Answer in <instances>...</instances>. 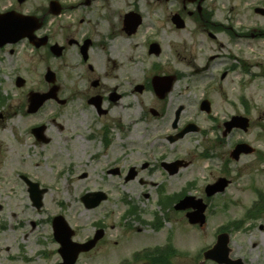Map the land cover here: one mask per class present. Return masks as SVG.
I'll list each match as a JSON object with an SVG mask.
<instances>
[{
	"label": "rangeland",
	"instance_id": "rangeland-1",
	"mask_svg": "<svg viewBox=\"0 0 264 264\" xmlns=\"http://www.w3.org/2000/svg\"><path fill=\"white\" fill-rule=\"evenodd\" d=\"M48 1L28 0L19 5L17 0H0V9L13 7L23 14L36 13L48 6ZM61 1L67 7L66 14L50 19L49 29L72 37L74 23L83 18L91 26L112 32L116 38L109 42L113 48L98 52L100 74L87 72L71 49L62 63L46 62L41 56L33 58L37 70L28 78L26 87L18 88L19 76L10 70L8 61L0 62V264L62 262L52 227V218L57 215L63 216L75 231V242H86L99 229L105 232L96 248L81 254L76 264H169L170 248L163 256H157L155 250L169 244L174 247L171 264H217L204 260V251L216 243L221 227L239 221L243 223L226 231L230 258L241 259L244 264H264V210L260 212V208L254 217L246 215L258 200L254 189L264 193V16L257 15L252 8L261 1L207 0L204 5L215 10L211 21L232 27L222 30L216 40L208 37L213 31H203L197 23L196 6L188 4L185 8L182 0H99L88 9L71 10L70 6L79 0ZM128 11L143 19L133 37L120 32ZM175 14L185 20L184 29L178 30L172 24ZM252 33H256L255 38ZM120 39L124 45H120ZM149 43L160 45V55L148 53ZM232 65L235 66L231 68ZM49 67L58 76L59 85L69 88L65 93L61 90L58 98L67 97L70 101L60 106L49 102L40 115L29 117L22 110L27 91L46 92L49 86L44 77ZM224 72L227 75L223 79ZM171 74L178 79L169 98L170 104H174L165 117L155 118L150 110H160L162 103L153 90L139 93L134 88L151 81L154 75ZM96 77L102 79L97 90L91 88ZM110 89L128 104L124 111L131 124L126 128L121 117L111 115L117 109L113 104L93 129L88 112L92 107L85 106L83 92L106 97ZM205 99L211 103L210 114L200 111ZM104 105L110 107L106 101ZM57 107L60 116L54 121L64 117L63 125L75 111L84 114L85 125H91L93 142L85 131L80 132L84 127L77 123L80 139L74 149L76 136L66 142L65 130L59 132L52 120L46 124L51 143L35 144L29 127L40 123L45 114H57ZM179 107V125L184 128L194 123L200 130L170 143L167 137L175 133L172 121L174 109ZM234 115L248 117L250 129L246 133L235 129L225 136L223 123ZM118 122L120 128L116 127ZM102 126L105 131L99 130ZM239 142H246L256 152L235 162L230 153ZM80 144L86 145V149L79 151ZM59 159L69 163L56 183H51ZM173 159L189 164L169 176L160 162ZM144 163L151 164L148 170H142ZM115 167L120 174H109ZM131 167L139 171V176L125 183L123 173ZM27 176L40 190H45L41 208H36L30 199L29 187L22 179ZM221 177L230 178L231 184L225 192L207 198L206 185ZM141 179L144 183H140ZM98 191L104 192L107 200L87 209L81 198ZM183 193L208 205L203 227L189 224L185 212L162 207L161 201L167 196ZM29 212L34 215L29 216ZM83 212L86 214L81 218ZM155 218L161 221L159 227L153 225ZM145 250L153 251L142 255ZM157 258L160 261L155 262Z\"/></svg>",
	"mask_w": 264,
	"mask_h": 264
},
{
	"label": "flooded vegetation",
	"instance_id": "flooded-vegetation-1",
	"mask_svg": "<svg viewBox=\"0 0 264 264\" xmlns=\"http://www.w3.org/2000/svg\"><path fill=\"white\" fill-rule=\"evenodd\" d=\"M18 1V0H17ZM52 1V0H51ZM62 7L63 10L58 16H52L49 14L50 11V6H44L39 8V10L36 13H29L30 15H35L38 17H44L45 22L44 25L40 29H35L31 35V37H24L19 40H6L3 42V44L0 45V62L4 64L5 61H8V65H10V70L13 72L14 75H18L20 78H23V76L26 78L24 79V82L22 85L18 86V88H23L26 87L29 84L28 78L32 76L37 70V62L33 58L39 59L41 56L46 62L47 60H56L62 63V61L65 59V57L68 55L69 51L73 49V52L77 54L80 57V65L85 68V70L91 74H96L97 72L99 73V70L102 68L98 52L103 49H111L113 48L112 46H109V42H111L113 39L116 38V36H113L112 32L106 33L103 28H100L97 26H91L89 25L85 19L79 18L76 23L78 22V25L74 23L72 30V37H68L67 35L63 34H58L51 29L48 28L49 21L50 19H56V18H61L63 15L66 14L67 7L65 6V3L61 0H58ZM99 0H79L77 1L76 5L70 6V10L73 8H81L83 7L84 9H88L91 7L94 3L98 2ZM166 1V0H165ZM207 1V0H206ZM205 1V2H206ZM28 0L24 3H19V5H23L27 3ZM50 0L48 1V3ZM202 4V9L201 12H199L198 9V2L192 3L191 5H195L197 12L195 14V19L198 21L197 23L201 26L203 31L210 32L213 31L214 33H209L208 37L211 38L212 40L217 39V35L224 29H226L225 25L218 24L216 22L211 21L212 18L214 17L215 10L210 9L209 7L205 6L204 3ZM183 6L186 8L187 4H184L182 1ZM10 10H15L17 11L18 8H4L1 9L2 12L10 11ZM19 12V11H17ZM133 11H128L127 13H130ZM20 13V12H19ZM126 13V14H127ZM136 13V12H135ZM125 14V16H126ZM125 16L123 19V22L121 24L120 32L121 35H126L127 37H133L135 36L139 29L143 25V21L140 23V25L137 27L136 30H131L127 31L126 30V23H125ZM64 28V27H63ZM232 29V27H228V29ZM63 31V30H61ZM5 34V33H4ZM261 36L260 34H258ZM252 37H256V33H252ZM56 39H59L60 41H57ZM122 40V39H120ZM59 46V55L55 53L53 50V47L55 45ZM151 44L149 43V51L148 53L152 55L151 53ZM121 45V44H120ZM23 46V47H21ZM21 47V48H19ZM160 53H161V47H160ZM23 60H26L25 64L23 63ZM108 60V58H107ZM113 61L112 58H109V61ZM30 62V63H29ZM47 70H50L51 72H54L49 68ZM10 73V71H9ZM55 74V72H54ZM100 74V73H99ZM106 78L110 77L109 74H105ZM227 73L224 74L223 79L226 77ZM164 76H174L175 81H174V86L175 83L177 82V75L176 74H171V75H164ZM45 78V77H44ZM46 83L48 84L49 88L47 87L46 92L50 93L52 95V98L47 100L45 103H43L40 108H38L35 111L30 110V97L31 94L34 92L30 90L29 92L27 91L26 94V106L22 105V110L26 111V115L29 117H32V115H38L45 107V105L49 102H56L59 106L60 105H65L70 101V98H63L60 99L58 98V94L62 90L63 93H65L67 90H69L68 87L64 86L63 84L59 85V78L55 74L53 78H50L49 80H46ZM151 81H147L146 83L144 82L143 84H140L141 90L137 89L136 87L134 88L135 91L142 93L146 89H150V84ZM102 83L101 77H96L91 81V88L93 89H99ZM174 86L172 87V90L166 94L164 98H159L157 95L156 97L162 103V106H160V110H155L151 109L150 113L152 114L153 117L155 118H163L166 116L168 113V110L173 106V101L170 104L171 100L170 95L172 94V91L174 89ZM151 90V89H150ZM83 97L85 99V106H90L92 107V128H96V121L103 117L104 115H107L109 113V110L111 109V106L113 104L116 105L117 102H119L122 98L116 91H112L111 89L107 93L106 97L103 95H100L99 93H94L93 95H90L89 92H83ZM107 103L109 108H106L104 103ZM171 105V107H170ZM181 109L179 107L178 109H174V120L172 121V129L174 130L175 133L170 134L167 139L170 143H175L177 142L178 139L176 140H171L169 137H174L176 136L177 133H179L182 130V126L180 124V118L182 111H180L179 115L178 112ZM57 114L51 116V114H45V117H42V121L38 124H33L29 127V131L32 133L34 139H35V144H42V145H48L51 143V137L46 134L47 131V123L51 122L53 120L54 125L57 126L58 131L62 132L63 128L61 125H57L54 119L59 116L60 113V108L57 107L56 109ZM40 115V114H39ZM36 117V116H35ZM105 126H102V130L105 131ZM94 135L91 136V139H93ZM179 159H173L170 161H165L161 160L160 162V167L163 170V172L169 176L176 175L178 172H175L174 174H171L170 171H172L174 168L169 167V165L173 164L174 162L178 161ZM150 163H146V166H142V170H148L150 168ZM135 168V167H131ZM114 170V172H113ZM130 170V169H129ZM125 171L123 173L124 176V181L125 183L134 181L138 178L139 176V171H135L134 176L131 177L130 172ZM109 174H114V175H119L120 170L118 167H115V169L109 170ZM227 180L230 181L231 184V179L226 178ZM140 183H144V180H140ZM229 184V185H230ZM230 227H227V229Z\"/></svg>",
	"mask_w": 264,
	"mask_h": 264
},
{
	"label": "water",
	"instance_id": "water-1",
	"mask_svg": "<svg viewBox=\"0 0 264 264\" xmlns=\"http://www.w3.org/2000/svg\"><path fill=\"white\" fill-rule=\"evenodd\" d=\"M25 0H19L20 3H23ZM196 2L197 0H184V2ZM204 0H199V4L202 3ZM61 11V7L59 6L58 2H53L51 4L50 13L57 14ZM257 12L264 15V9H257ZM42 19H37L31 16H24L17 14L16 12H11L7 14H0V41L3 38L10 37V36H31L33 31L36 28L41 26ZM34 22H38V24H34ZM142 22L141 17L137 14L130 13L125 16V23H126V30L133 31L136 30L137 27ZM172 22L176 25L177 28L182 29L185 27V22L179 15H175L172 18ZM6 30L7 34L4 36L3 32ZM13 34V35H12ZM4 40V39H3ZM1 44V42H0ZM54 51L59 55L60 49L58 46L54 47ZM155 51L156 54L159 53L158 45L151 46V52ZM54 74L50 71L47 74V78H53ZM175 78L168 77V78H154L153 86L155 89L156 94L159 98H164L166 94H168L173 87ZM23 81L18 79V85H22ZM141 90V88H138ZM50 95H33V110H36L39 106L42 105L44 101H46ZM203 109L207 112L210 111V105L208 102L203 103ZM179 114V112H178ZM227 131H231L234 127L240 128L244 131H247L249 128V119L241 116L233 117L230 122L225 124ZM196 127L193 125L188 126L180 135L177 136L183 137L186 133L190 131H195ZM175 140V139H173ZM255 151L250 145L246 143L238 144L235 150L231 153V156L235 160H239L242 154H252ZM175 167V171L177 172L180 167L187 166V163L178 162L173 164ZM134 172V169H131ZM134 176V173L131 177ZM28 182V181H27ZM31 186L30 192L32 194V199L34 205L38 208L41 207L42 203V195L45 191H39L38 185L32 184L28 182ZM228 186V181L226 179H220L216 184L209 185L206 188L207 196H213L218 192H223L225 188ZM106 199V195L102 192L99 193H90L83 197V201L88 208L96 207L100 204L101 201ZM189 208H193L194 211L187 214L189 222L191 224H200L203 225L206 221L205 217V210L206 205L203 204L202 200H196L194 197H186L181 202L176 205L177 210H186ZM54 232L55 238L61 244V249L59 253L63 258V263L60 264H75L78 260L80 253L88 252L93 249L96 243L104 236V232L102 230L97 231L95 234L94 239L90 240L85 244H78L72 241V237L74 235V231L68 226L66 221L63 217L59 216L54 219ZM229 238L228 235L222 234L218 237V242L215 247L205 253V258L214 260L219 264H243L242 260H231L229 258L230 249L228 248Z\"/></svg>",
	"mask_w": 264,
	"mask_h": 264
},
{
	"label": "bare ground",
	"instance_id": "bare-ground-1",
	"mask_svg": "<svg viewBox=\"0 0 264 264\" xmlns=\"http://www.w3.org/2000/svg\"><path fill=\"white\" fill-rule=\"evenodd\" d=\"M119 43L121 45H124L125 44V42L123 40H119ZM7 96H9V95H7ZM116 106H117V109L112 110L111 115H113L114 118H116V117L117 118H120L121 117L122 118V125L124 127L128 128L130 126V124H131V119H130V116L128 115V113L126 111H124L125 108L128 106V104L127 103H123L120 100L119 102L116 103ZM115 111H116V113H115ZM88 112H89V114L91 116L93 115L91 108L88 110ZM79 113L80 112H78V110L75 111L74 116L71 117V120L66 121L64 125L62 124V120L64 119V117H61V118L58 119V121H56L57 122V125H61V127L63 128V130H65L64 131V135H65L64 139L66 140V142L69 141V137L74 136V135L76 136L75 137L74 149L77 147V143L79 142V139H80L79 133L76 132V128H77L76 127V124L77 123H79L81 125V127L82 126L84 127L83 129L81 128L80 132H84L85 131L84 133H86L88 136H90V135L93 134L92 131L90 132L91 125L90 126L88 125L89 127L85 125V123H86V117H85V115L84 114L83 115H80ZM114 113H115V115H114ZM133 123H135V122L133 121ZM118 125H120L119 122H118L117 126ZM122 125H120V126H122ZM112 132H114V130H112ZM127 139H130V138L127 137ZM92 142H93V140H92ZM89 143H91V141H89ZM89 148H90V146L88 147L87 150H89ZM85 149H86V145L80 144L78 150L81 151V150H85ZM78 150L75 152V154H77ZM110 150L113 151V148H111ZM95 155H96V153L93 154L92 156H95ZM60 158H61V155H60ZM68 163L69 162L68 161H65L64 159H62V160L59 159V163L57 164L58 170L56 172V176L52 178L53 179V182H51V183H55L57 181V177L60 174H62L64 168L66 167V165ZM85 214L86 213L83 212L79 216L82 218ZM28 215L29 216H33L34 214H32L31 212H29ZM73 216H75V215H73ZM39 218H41V217H39Z\"/></svg>",
	"mask_w": 264,
	"mask_h": 264
}]
</instances>
